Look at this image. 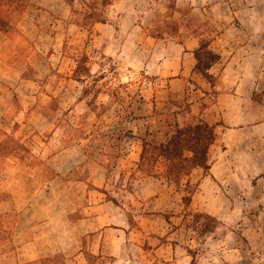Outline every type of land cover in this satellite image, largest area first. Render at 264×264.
I'll return each mask as SVG.
<instances>
[{
	"label": "rangeland",
	"instance_id": "obj_1",
	"mask_svg": "<svg viewBox=\"0 0 264 264\" xmlns=\"http://www.w3.org/2000/svg\"><path fill=\"white\" fill-rule=\"evenodd\" d=\"M36 1L41 0H24L17 10L5 7L0 20V193L8 194L6 176L21 182L31 168H38L39 173L46 163L45 155L38 154L46 147L44 143L50 142V152L79 145L75 172L64 179L70 188L73 180L82 182L73 188L81 211L89 197L93 202L115 200L124 204L130 225L120 236L98 232L91 240L79 238L84 248L90 244L93 249L76 263L264 264V175L253 178L238 173V180L231 184L209 178L201 191L197 187L190 205L182 199L188 195L187 178L180 191L163 182L160 201L145 200L138 183L144 173L138 147L144 139L166 140L174 132L168 128L173 115L191 121L188 107L171 100L167 110L162 105L155 109L162 82L156 74L158 68L137 62L134 53L121 55L119 42H114L109 54L104 45L91 43L94 22L105 20L104 6L110 0H69L72 13L60 22L56 18L63 12L38 13L33 8ZM218 3L224 18L257 22L252 31L256 45L264 51V0H168L169 10L152 34H172L177 44L190 35L198 36V41L188 45L201 49L205 60L199 67L203 70L205 63L214 62L206 59L207 54L217 55L209 38L215 30L203 12ZM144 52L143 58L150 62L153 53ZM254 98L263 107L247 111L250 121L264 117V91H256ZM255 144H248L246 150ZM215 151L210 150L211 160ZM3 170H7L5 175ZM202 174V169L193 171L194 184ZM153 207L158 209L154 216L150 213ZM24 219L18 213L12 217L17 232ZM99 243L105 247L97 254ZM76 254H59L33 264H73Z\"/></svg>",
	"mask_w": 264,
	"mask_h": 264
},
{
	"label": "crops",
	"instance_id": "obj_2",
	"mask_svg": "<svg viewBox=\"0 0 264 264\" xmlns=\"http://www.w3.org/2000/svg\"><path fill=\"white\" fill-rule=\"evenodd\" d=\"M167 2L110 0L104 6L105 20L94 22L91 43L95 46L98 43L104 45L105 54H109L114 42H119L121 55L134 53L137 62L144 61L145 64L149 63L148 67L152 65L158 68L156 74L162 82L153 107L160 109L162 105V109L167 110L171 100H178L188 107L192 115L191 121L181 114L173 115L172 125L168 124L169 129L175 130L176 123L184 126L193 121L215 126L216 140L210 150L216 148V157L210 159V170L208 173L203 171L195 184L190 176L196 191L198 188L201 191L209 178L215 182H221L222 179L231 184V180H238V173L252 175L253 178L264 175V117L250 121L247 113L258 111L255 108L257 105L263 107L254 98L256 91H264V51L256 45V36L252 31L257 22L251 19L236 21L233 16L224 18L220 3L204 8L203 15L215 30V34L209 36L210 44L219 56L207 70L210 75L208 79L196 68L195 46L188 45L198 41V36L190 35L183 44H177L172 34L164 33L158 37L152 34V28L163 22L159 20L169 10ZM33 8L38 13L63 12L64 15L56 18L58 22L69 18L72 13L69 0L36 1ZM228 8L232 15L230 6ZM71 25L83 29L79 23ZM145 50L153 53L150 62L142 56ZM36 114L45 117L39 111ZM240 116L244 117L237 118ZM157 122L161 124L160 120ZM250 143L257 145L246 150ZM44 144L46 147L40 149L38 154L45 155L46 163L39 173L38 168H31L30 174L21 182H16L14 177H5L8 194L5 196L0 193V264H33L72 251L77 253L73 264H82L76 263L77 258L85 257L93 246L89 244L84 248L78 243L79 238L91 240L98 232H116L120 236V232L126 231V225H130L122 202L107 199L93 202L89 197L81 211L77 190L73 188H79L82 182L73 180L70 188L64 179L75 172L74 157L80 146L72 145L50 152V142ZM142 149L143 146L138 147L139 156ZM10 168L7 167L8 170ZM6 171L3 170L4 175ZM164 179L143 173L138 180L143 198L150 199L152 203L159 202L162 197L159 186L163 182L166 185L169 183ZM103 195L107 196L106 193ZM48 207L52 210L49 211ZM156 208L150 210L152 216L158 212ZM16 213L25 218L19 232L16 231L17 226L13 227L11 223ZM104 247L105 243H99L97 254ZM23 257L28 259L22 262ZM50 264L63 263L52 261Z\"/></svg>",
	"mask_w": 264,
	"mask_h": 264
},
{
	"label": "trees",
	"instance_id": "obj_3",
	"mask_svg": "<svg viewBox=\"0 0 264 264\" xmlns=\"http://www.w3.org/2000/svg\"><path fill=\"white\" fill-rule=\"evenodd\" d=\"M24 0H0V20L6 13L5 7L17 10L22 7ZM201 49L194 51L197 60L196 68L204 77L210 78L207 70L218 59V55L208 53L206 59H213L212 63H205L203 70L200 64L205 58L200 53ZM216 131L215 126L206 122L195 123L189 122L184 126L175 124V130L172 135L159 141L143 140L142 152L140 156V170L148 176L165 178L169 183L173 184L177 191H180L186 179L185 191L188 195L182 197L187 205H190L192 195L196 191L195 186L191 183L190 176L195 169H203L204 173L210 170V148L215 143ZM197 216H205L197 214Z\"/></svg>",
	"mask_w": 264,
	"mask_h": 264
}]
</instances>
